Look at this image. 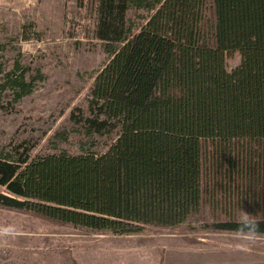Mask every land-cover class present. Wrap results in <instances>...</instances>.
Listing matches in <instances>:
<instances>
[{
	"label": "trees",
	"instance_id": "obj_1",
	"mask_svg": "<svg viewBox=\"0 0 264 264\" xmlns=\"http://www.w3.org/2000/svg\"><path fill=\"white\" fill-rule=\"evenodd\" d=\"M92 8L108 59L70 118L88 143L112 142L99 153L82 140L79 152L0 150V209L87 234L264 238V0ZM4 76L0 89L18 100L40 75L16 63Z\"/></svg>",
	"mask_w": 264,
	"mask_h": 264
},
{
	"label": "rangeland",
	"instance_id": "obj_2",
	"mask_svg": "<svg viewBox=\"0 0 264 264\" xmlns=\"http://www.w3.org/2000/svg\"><path fill=\"white\" fill-rule=\"evenodd\" d=\"M94 1L0 0V83L16 63L40 75L21 99L0 89V150L23 144L33 154L79 152L82 140L99 153L112 142L113 136H95L88 143L70 118L85 106L93 77L108 59L93 35ZM238 62L233 52L226 68ZM0 264H264V238L157 229L87 234L0 209Z\"/></svg>",
	"mask_w": 264,
	"mask_h": 264
},
{
	"label": "clouds",
	"instance_id": "obj_3",
	"mask_svg": "<svg viewBox=\"0 0 264 264\" xmlns=\"http://www.w3.org/2000/svg\"><path fill=\"white\" fill-rule=\"evenodd\" d=\"M239 222L242 225L248 226V227H252L255 225V220L252 218V215L246 213L245 211H243L240 208V215H239ZM249 239H254V233H250L248 236Z\"/></svg>",
	"mask_w": 264,
	"mask_h": 264
}]
</instances>
